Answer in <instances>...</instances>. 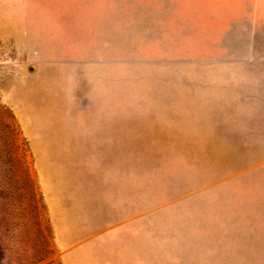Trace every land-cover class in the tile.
<instances>
[{"label":"rangeland","instance_id":"obj_1","mask_svg":"<svg viewBox=\"0 0 264 264\" xmlns=\"http://www.w3.org/2000/svg\"><path fill=\"white\" fill-rule=\"evenodd\" d=\"M113 103L116 264H264V0H0V264H62L38 134Z\"/></svg>","mask_w":264,"mask_h":264},{"label":"crops","instance_id":"obj_2","mask_svg":"<svg viewBox=\"0 0 264 264\" xmlns=\"http://www.w3.org/2000/svg\"><path fill=\"white\" fill-rule=\"evenodd\" d=\"M91 120L87 129L76 120L71 128L38 134L37 182L62 264H116L115 176L105 212L100 185H86L83 169L85 154L87 167L97 170L104 164L101 154L124 151L123 114L113 103L110 112H94Z\"/></svg>","mask_w":264,"mask_h":264}]
</instances>
